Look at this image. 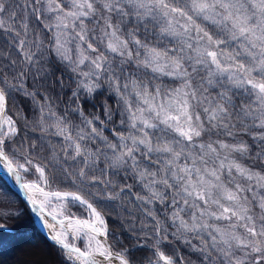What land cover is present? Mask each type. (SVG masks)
Instances as JSON below:
<instances>
[{
    "label": "snow or ice",
    "instance_id": "1",
    "mask_svg": "<svg viewBox=\"0 0 264 264\" xmlns=\"http://www.w3.org/2000/svg\"><path fill=\"white\" fill-rule=\"evenodd\" d=\"M45 13L48 44L28 38L29 17L40 22ZM0 30L12 34L18 53L11 78L0 72V166L49 230L59 264H132L128 248L109 242L106 215L125 194L155 222L148 264H185L162 250L171 242L156 203L171 209L170 235L201 253V264H264V171L238 159L254 156L264 164V0H0ZM129 65L136 71L127 72ZM64 72L71 73L75 107L60 114L47 91L66 86ZM29 75L34 85L47 84L44 94L29 89ZM160 77L177 83L165 87ZM105 87L121 105L125 131L113 129L115 142L80 103ZM13 92L36 101L41 131L62 138L63 160L80 164L69 172L55 151L50 161L77 191L51 190L56 176L46 164L22 147L9 150L20 132L19 112L10 114ZM105 114L111 119L107 107ZM241 131L252 136L254 154L237 139ZM97 141L103 147L89 146ZM33 170L37 179L25 181ZM109 170L131 177L141 192L105 179ZM69 201L86 215L71 213ZM12 215L0 213V231Z\"/></svg>",
    "mask_w": 264,
    "mask_h": 264
},
{
    "label": "trees",
    "instance_id": "2",
    "mask_svg": "<svg viewBox=\"0 0 264 264\" xmlns=\"http://www.w3.org/2000/svg\"><path fill=\"white\" fill-rule=\"evenodd\" d=\"M20 2L23 3L24 0H20ZM44 23H47V13L44 14V18L40 22H38L34 16H30L28 38L36 39L38 36L41 40H44L45 44H48L52 34L43 27ZM50 58L54 59V57ZM12 59H18V53L14 48L13 36L12 34L0 30V72H7L10 78L11 73L18 67L10 66V61ZM61 67L63 66L61 65ZM128 67L131 68V71H133L132 68L134 66L129 65ZM60 75L61 74L58 72L57 76ZM70 76L71 73L69 72L63 73V79L66 85L64 88H61L57 84L54 86V89H49L47 91V94L53 99V104L56 107V111L60 114H63L66 109L75 107V105L72 104L71 100L69 99L71 96V89L67 87V85L71 84V80L69 79ZM156 82L162 83L165 87H169L171 85L175 86L177 83L168 77H160V79ZM49 83H51V80ZM26 84L30 90L35 89L41 94H44L45 89L47 88V84H44L43 87H41L39 83L34 85L31 75H29V79L27 80ZM10 99V114L19 112V116H14V118H17L18 120L17 125L20 129V132L13 141H9V150H19L22 147L25 154L30 153L37 162L46 164L48 166L46 170L49 176H56V179L52 183L51 190L64 188L77 190L71 181L64 177L59 167L55 169L53 168L50 161L53 151H55L61 158V164L64 168H67L69 172L78 170L80 164L73 162L70 158L67 160V162L63 160V153L61 151V146L63 143L62 138H57V136L55 137L50 135V130L41 131L40 125L37 123L39 119V111L36 101H33L32 99L24 96L22 93L17 92H13ZM39 99L40 97L38 96L37 100ZM80 103L82 104L86 116H99L100 119L104 121L103 125H101L99 121H95L94 123L97 128H103V135L108 137L110 141H115V136L113 135V132H111V129H115L116 131L125 130L120 124L121 105L119 104L116 95L110 89H107V87L101 89L100 92L95 94L93 97L87 98L86 102L85 98L81 97ZM105 107H107L111 112V119H108V116L105 114ZM69 119H72L74 123H79V118L74 113L69 114ZM254 131H257V129H254ZM46 137H50L51 141H47ZM212 138L216 137L213 136ZM219 138H226L228 142H232L231 137L220 136ZM237 139L243 140L251 145L253 154L255 151H257L256 145L253 142L252 136L250 134L241 131L238 134ZM33 144L35 145V148L31 147ZM96 145L103 147L100 145L99 141L96 142ZM241 162L246 166L254 168L255 170L264 171V164H261L259 161H257L254 156L251 158L244 157ZM104 166V158L101 156L98 169L93 174L99 177L101 175L99 168H103ZM37 176L38 175L36 173L30 172L24 175V180H36ZM104 178L111 179L121 186H123L125 183L132 185L133 194L141 192V189L131 177L124 179L123 172H121L119 175H115L111 170H109L105 173ZM97 190V187L91 189L93 192ZM1 192L10 194L11 202L0 199V205H5L8 208L13 205L11 206L12 208L20 209L21 212L19 218L21 223H18V225L13 227L11 225V227L8 229L5 228L4 230L0 231V264H5L6 261L13 256V252H15L18 247L24 243L30 246H43L47 249V252H49L50 263L59 264L60 258L57 255L56 247L53 246L52 242H49L42 231H40L35 225L24 200H21L14 190L9 188L7 182L0 175V193ZM78 206L81 205L77 203L72 204L71 206H68V210H71L70 212L74 213L76 216H82ZM147 207H149V205ZM154 208L155 214L161 222V226L167 227L169 241L171 242H165L161 246L162 250H164L166 254H172V252L175 251L178 256L183 257L185 264H201V253L195 251L191 246L182 243L181 241L175 240L170 235L172 233L173 227L170 225L168 215H166L168 208H166L165 205H161L159 203H156ZM106 215L108 217L109 231L116 238L113 239V235H110L109 242L113 243L117 248L121 244L128 248L130 250V259H132V264H148V260L150 258H154L151 244L154 243L155 239L153 232V226L155 222L150 217L145 215L143 206H141L138 201H135L134 196L130 198L125 194L123 195L121 201L116 202L114 210H106ZM149 236L152 237L151 240L147 239ZM116 240L119 241V244L116 243Z\"/></svg>",
    "mask_w": 264,
    "mask_h": 264
},
{
    "label": "rangeland",
    "instance_id": "3",
    "mask_svg": "<svg viewBox=\"0 0 264 264\" xmlns=\"http://www.w3.org/2000/svg\"><path fill=\"white\" fill-rule=\"evenodd\" d=\"M132 70L133 71H131V68L127 67V72H135L136 71V69L134 67L132 68ZM171 86H169V87H171ZM257 131H259V130L257 129ZM111 132H113V129H111ZM216 138H212V139H216ZM46 139L49 142L51 141L50 137H46ZM205 139H208V138L205 137ZM219 139L227 140L226 138H219ZM113 142H115V141H113ZM48 145H49V143H48ZM89 146L90 147H95L97 145H89ZM238 159L241 162V160H243L244 157H242V159H241V157H238ZM32 172H34V170ZM33 180L34 179L25 180V181H33ZM45 190H49V189L46 188ZM53 190L77 191L76 189L75 190H71V189H66V188H64V189H53ZM0 199L3 200V201L7 200V201L11 202L10 201V199H11L10 194H6L5 192H1L0 193ZM72 204H75V203L72 202V201H69L67 206H71ZM11 206H13V205H11ZM149 207L152 208L153 206L149 205ZM9 208L7 206H5V205H0V213H13L12 216L7 218L6 226H5L6 229L11 227V225L13 227L15 225H18V223H21L20 222V218H19L20 216L17 217L15 215V213H17V212L20 213L21 212L20 209L12 208V207L10 209ZM78 208H80L81 215L85 216L86 215L85 209L82 208L81 206H78ZM69 211H71V210H69ZM170 211H171V209H167L166 215H168V213H170ZM78 217H81V216H78ZM19 225H21V224H19ZM173 231H175L174 228H173L172 232ZM186 235H188L189 238L192 237V234H190V233L186 234ZM205 238H207L206 235H205ZM192 244L193 245H195V244H199L200 245V241L198 239H194L193 238L192 239ZM5 264H52V263H50L49 252H47L46 248H44L43 246H40V245L30 246V245L24 243V244L20 245L15 252H13V256L10 259H8Z\"/></svg>",
    "mask_w": 264,
    "mask_h": 264
},
{
    "label": "water",
    "instance_id": "4",
    "mask_svg": "<svg viewBox=\"0 0 264 264\" xmlns=\"http://www.w3.org/2000/svg\"><path fill=\"white\" fill-rule=\"evenodd\" d=\"M0 175L2 176V178L7 182L9 188H11L12 190H14V192L18 195V197L21 199V200H24L26 206H27V209L28 211H30V214L32 216V220L34 221L35 225L38 227V229L40 231H42V233L44 234V236H46V238L49 240V242H52L50 239H49V234L41 227V225L39 224V221L40 220L37 215L31 210L30 206L27 205L26 203V200H25V197H24V194H23V191L21 190V188L19 187L18 183L15 182V184H13L11 182V180L9 179L10 177V174H3L1 169H0ZM53 243V242H52Z\"/></svg>",
    "mask_w": 264,
    "mask_h": 264
},
{
    "label": "bare ground",
    "instance_id": "5",
    "mask_svg": "<svg viewBox=\"0 0 264 264\" xmlns=\"http://www.w3.org/2000/svg\"><path fill=\"white\" fill-rule=\"evenodd\" d=\"M0 169H1V171H2L3 174H5V175L7 174L6 170H5L2 166H0ZM9 179L11 180V182H12L13 184H15L16 181H15L14 177H11V176H10ZM47 219H48L50 222L55 223V221H51V218H50V217H48ZM38 221H39V224L41 225L43 231L45 230V231L49 234V230H48L46 227L43 226L41 220H38Z\"/></svg>",
    "mask_w": 264,
    "mask_h": 264
}]
</instances>
